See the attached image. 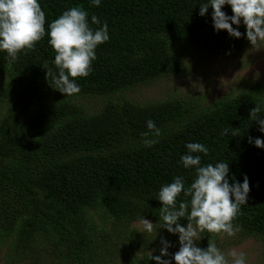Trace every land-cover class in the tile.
Masks as SVG:
<instances>
[{
  "label": "trees",
  "instance_id": "trees-1",
  "mask_svg": "<svg viewBox=\"0 0 264 264\" xmlns=\"http://www.w3.org/2000/svg\"><path fill=\"white\" fill-rule=\"evenodd\" d=\"M207 2L100 0L97 7L93 0H38L45 37L11 66L0 51V244L11 241L12 264H118L121 249L126 264H156L151 255L160 256L161 241H179L160 227L158 194L177 176L186 186L194 181L195 170L181 163L188 143L208 148L207 156L198 154L202 165L228 163L230 184L248 177L247 203L233 223L241 236L264 243V148L249 143V137L264 140L250 119L256 106L264 119V82L209 106L201 98L138 103L127 95L186 73L181 58L189 52L228 57L251 46L243 21L232 25L239 39L216 31L213 9L200 15ZM72 7L88 12L93 30L107 22L109 40L95 50L90 75L75 81L81 91L65 96L46 78L47 69L58 74L47 32ZM222 11L233 15L230 5ZM148 120L161 132L149 135L158 141L151 147L142 135ZM141 217L156 230L132 227ZM218 236L202 233L196 246L206 250Z\"/></svg>",
  "mask_w": 264,
  "mask_h": 264
},
{
  "label": "clouds",
  "instance_id": "clouds-1",
  "mask_svg": "<svg viewBox=\"0 0 264 264\" xmlns=\"http://www.w3.org/2000/svg\"><path fill=\"white\" fill-rule=\"evenodd\" d=\"M94 6L100 5V0H93ZM230 5L233 15L227 16L222 8ZM209 7L213 9L212 19L217 32L224 30L232 37L239 39L241 33L232 27L239 26L241 21L246 26V37L252 47L264 43V0H208L201 5L200 15L204 16ZM88 12L79 7H72L63 12L50 23L47 35L49 45L55 53L54 64L58 74L47 69L46 78H52L51 87L65 96L78 94L81 89L75 82L78 78H86L92 71V62L96 59V49L109 40L107 22L102 27L93 30L88 23ZM45 13L38 0H0V51L6 52L9 66L16 62L18 56L27 55L46 35ZM91 23L99 25L97 16L91 17ZM260 108L256 106L250 113V119L259 124V131L264 133V119ZM148 132L143 133L145 146L151 147L158 141L149 139V135L160 136L152 120L147 121ZM224 129L222 135H226ZM233 136L238 133L234 131ZM257 148H264V140L249 137V143ZM187 154L181 157L185 169L195 170V179L186 186L183 176H177L173 182L162 186L158 200L163 207L159 209L160 227L171 234L179 235V251L175 253V264H246V254L232 250L226 255L211 239L207 249L197 247L195 242L201 240L202 233L212 235L234 236L240 228L233 221L241 213V208L247 203L250 185L248 177L242 184L229 183V164L202 165L201 156L208 155V148L201 143H188ZM183 194L185 199L178 203ZM190 198V199H188ZM187 219V227L178 223ZM138 223L147 233L156 230V225L141 217ZM163 248L160 256L151 259L156 264H170L162 259L168 256L170 245L161 241ZM228 257H231V262Z\"/></svg>",
  "mask_w": 264,
  "mask_h": 264
},
{
  "label": "rangeland",
  "instance_id": "rangeland-1",
  "mask_svg": "<svg viewBox=\"0 0 264 264\" xmlns=\"http://www.w3.org/2000/svg\"><path fill=\"white\" fill-rule=\"evenodd\" d=\"M181 60L188 68L182 75L162 78L150 85L140 86L127 93L138 103L158 102L168 99L196 101L201 98L203 106H209L232 91L239 92L247 84L264 82V43L259 47L252 45L235 56L206 55L189 52ZM244 85V86H243ZM243 88H242V87ZM235 92V93H236ZM85 105L87 101L84 102ZM98 106V102L89 101L88 106ZM152 222V221H151ZM132 227L142 229L136 222ZM216 246L226 255L232 250L246 254V264H264V243L258 238L241 236L237 232L234 236L219 235ZM10 240L0 244V264H12L9 252ZM168 247L167 260L175 264L174 255L179 251V241H172ZM198 241L195 242L197 244ZM136 247H131V252L136 253ZM151 253L150 250L146 251ZM139 255V253H136ZM120 261L126 264L124 249L117 253ZM231 262V257H228ZM44 262H48L47 258ZM25 264H28L25 263ZM49 264V263H45Z\"/></svg>",
  "mask_w": 264,
  "mask_h": 264
}]
</instances>
